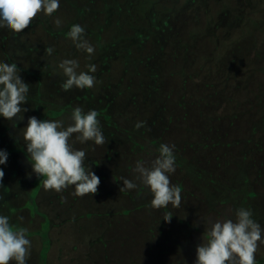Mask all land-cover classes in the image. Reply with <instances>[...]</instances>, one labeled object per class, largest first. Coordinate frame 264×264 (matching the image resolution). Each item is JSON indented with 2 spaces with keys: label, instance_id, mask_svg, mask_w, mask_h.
<instances>
[{
  "label": "rangeland",
  "instance_id": "374dc122",
  "mask_svg": "<svg viewBox=\"0 0 264 264\" xmlns=\"http://www.w3.org/2000/svg\"><path fill=\"white\" fill-rule=\"evenodd\" d=\"M78 1L86 13L90 10L98 12V19L91 14L82 19L72 8ZM102 3L104 13L100 17ZM236 6L245 24L257 22L260 27L264 26V0H237ZM110 15L105 0H60L59 8L51 16L39 13L21 33L0 28V60L17 63L19 75L30 85L28 101L23 104L28 109L23 113L24 119L15 123L0 117V148L7 149L9 154L6 164L0 165L5 173L3 186H0V213L9 215L17 229L27 230L25 235L32 240L27 264H146L150 256L145 248L149 245L145 236L153 234L160 240L157 264H194L196 246L208 221L231 217L234 209L245 206L252 209L254 218L264 226V150L251 154L257 147L250 142L241 147V152L236 146L235 152L222 147L216 149L214 155L205 153L203 166H189L185 171L177 168L170 182L180 186L182 200L179 207L153 208L148 188L139 181H136V189H121V177L133 179L135 162L139 159L147 161L151 151L140 150L134 155V146L130 144V133L137 129L134 127L137 121L144 120L143 113L134 120L129 116L123 119V113L118 111V128L112 125L111 117L107 119L101 113L104 108L108 111L116 104L119 107L129 104L130 70L137 73L139 84L146 81L145 69H118L121 64L115 59L116 53L127 48H122V39L117 37V26ZM55 16L63 20L60 28L53 23ZM75 23L85 27V36L96 46L91 61L86 60V54L76 49L65 36ZM256 34L257 44L263 46L264 32L260 30ZM49 46L54 48L51 55L45 51ZM231 56L233 53L227 52V60ZM258 56L264 57V51H259ZM73 57L79 59L81 69L87 63L97 65L98 83L93 88L62 89L65 77L57 63L62 58ZM239 58L238 62L241 61ZM192 62L204 65L192 58L188 69ZM244 64L239 63L236 69H251ZM258 65L264 68V58ZM235 66L225 65V68L235 69ZM261 78L255 82L259 87L260 82L264 86L263 74ZM241 82L236 79L235 85ZM139 84L132 88L136 89ZM258 94L254 93L252 97L260 104L262 96ZM135 101L142 104L145 100L137 95ZM75 105L82 106L85 111L95 109L98 112L106 137L103 145L92 142L75 145L85 149L86 164L100 177L97 192L83 196L73 195L71 186L61 192L45 189L43 178L32 171L22 136V128L29 116L63 119L68 123ZM113 115L115 117L116 112ZM128 125H132L131 132L124 130ZM184 134L181 137L183 146L190 132ZM236 156L238 162L231 163ZM19 216L24 219L19 221ZM167 216H171L169 221L163 219ZM45 242L48 243L47 250L44 249ZM261 258L264 259V244L259 246L256 254V260Z\"/></svg>",
  "mask_w": 264,
  "mask_h": 264
},
{
  "label": "trees",
  "instance_id": "16d2710c",
  "mask_svg": "<svg viewBox=\"0 0 264 264\" xmlns=\"http://www.w3.org/2000/svg\"><path fill=\"white\" fill-rule=\"evenodd\" d=\"M105 2L117 26V37L122 39V48H127L116 53L115 59L121 64L118 69H145L146 81L140 84L137 73L129 71L130 106L116 104L108 111L107 108L101 111L107 119L112 118L111 123L116 127L118 111L123 113V119L129 116L134 120L143 113L146 123L130 133L134 155L140 150L145 153L150 150L147 157L150 161L157 155L156 149L161 142L174 144L177 168L185 171L189 166H203V155H214L216 149L222 147L235 152L236 146L241 152V147L250 142L259 148L252 150L251 154L263 152L264 86L260 82L259 87L255 82L262 74L264 76L263 66L258 65L264 58L258 56L259 51H264V45L257 44L256 38V33L264 32V26L260 27L257 22L245 24L244 18L238 14L237 0ZM72 8L82 19L90 14L98 19V12L90 10L86 13L79 1ZM99 12L101 17L103 3ZM250 34L251 37L244 40ZM227 52L234 56L227 60ZM191 55L204 65L192 62L189 64L191 69H188ZM239 63H245L244 66L251 69H236ZM225 65L229 68L236 66L235 69H226ZM236 79L242 82L235 85ZM137 83L139 85L133 89ZM254 93L262 96L260 104L255 103ZM137 95L145 100L142 104L136 103ZM131 128L132 125H128L124 130L131 132ZM185 131L190 132L184 139L188 149L181 144ZM234 140L237 142L233 143ZM238 160L236 156L231 163ZM148 197H152L149 190ZM145 241L149 244L145 248L150 256L146 264H157L159 237L154 234L145 236ZM45 244L47 250L48 243ZM255 264H264V259H257Z\"/></svg>",
  "mask_w": 264,
  "mask_h": 264
},
{
  "label": "clouds",
  "instance_id": "9594fccd",
  "mask_svg": "<svg viewBox=\"0 0 264 264\" xmlns=\"http://www.w3.org/2000/svg\"><path fill=\"white\" fill-rule=\"evenodd\" d=\"M60 5V0H0V28L21 33L39 13L51 16ZM57 28L63 24L59 16L53 17ZM85 27L75 23L65 33L76 49L83 51L85 59L91 61L96 46L85 36ZM45 51L51 55L54 48ZM57 68L65 79L62 89H91L98 83L95 73L97 65L87 63L81 69L78 58H62ZM86 69V70H85ZM17 63L0 60V117L9 121L23 120L28 109L23 106L28 101L30 85L19 75ZM68 123L63 119H38L29 116L22 128L26 152L30 156L32 171L43 178L45 189L61 192L72 187L73 195L83 196L97 192L100 177L86 164V151L75 147L76 143H106L98 112L85 111L75 105L71 109ZM146 121H137L135 128H141ZM175 145L161 142L157 155L150 161L139 159L135 162V177H121V189L138 187L136 181L146 186L152 194L153 208L179 207L182 196L179 185L170 182L176 171ZM6 149L0 148V165L8 159ZM4 169L0 167V186H3ZM10 216L0 213V264H27L32 251V240L25 235L24 228L17 229L10 222ZM22 221L23 216L17 217ZM169 221L171 216L163 218ZM264 244V226L253 216L249 207L239 206L231 217L208 221L200 243L196 246L194 264H255L259 246Z\"/></svg>",
  "mask_w": 264,
  "mask_h": 264
}]
</instances>
